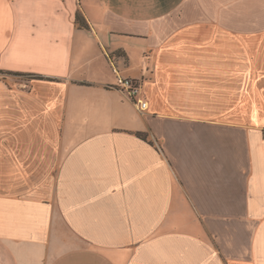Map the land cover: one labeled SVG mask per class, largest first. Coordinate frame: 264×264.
<instances>
[{"label":"crops","instance_id":"obj_1","mask_svg":"<svg viewBox=\"0 0 264 264\" xmlns=\"http://www.w3.org/2000/svg\"><path fill=\"white\" fill-rule=\"evenodd\" d=\"M256 3L0 0V264H264Z\"/></svg>","mask_w":264,"mask_h":264},{"label":"built area","instance_id":"obj_2","mask_svg":"<svg viewBox=\"0 0 264 264\" xmlns=\"http://www.w3.org/2000/svg\"><path fill=\"white\" fill-rule=\"evenodd\" d=\"M143 79L118 76L116 88L124 92L139 108L144 111L148 108V102L143 97Z\"/></svg>","mask_w":264,"mask_h":264},{"label":"rangeland","instance_id":"obj_3","mask_svg":"<svg viewBox=\"0 0 264 264\" xmlns=\"http://www.w3.org/2000/svg\"><path fill=\"white\" fill-rule=\"evenodd\" d=\"M256 6H257V9L253 10L255 11L253 13H255L256 16L264 17V0H257ZM9 73L10 75L20 78V79H30L32 77L26 73H22V74H16V72H9Z\"/></svg>","mask_w":264,"mask_h":264},{"label":"trees","instance_id":"obj_4","mask_svg":"<svg viewBox=\"0 0 264 264\" xmlns=\"http://www.w3.org/2000/svg\"><path fill=\"white\" fill-rule=\"evenodd\" d=\"M76 22L80 27H84V28L89 27V24H88L86 18L84 17V15L80 11L76 15ZM138 134H139V136H141L145 140H148L147 134H144V133H138ZM151 143H153V142L151 141Z\"/></svg>","mask_w":264,"mask_h":264}]
</instances>
